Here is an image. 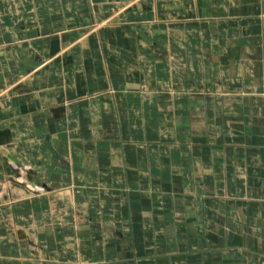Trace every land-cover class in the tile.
Masks as SVG:
<instances>
[{"label": "crops", "instance_id": "1", "mask_svg": "<svg viewBox=\"0 0 264 264\" xmlns=\"http://www.w3.org/2000/svg\"><path fill=\"white\" fill-rule=\"evenodd\" d=\"M0 264H264V0H0Z\"/></svg>", "mask_w": 264, "mask_h": 264}]
</instances>
